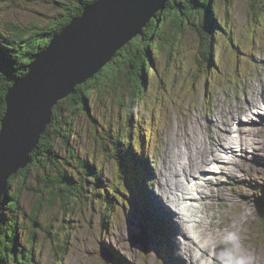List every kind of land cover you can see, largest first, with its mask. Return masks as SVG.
I'll list each match as a JSON object with an SVG mask.
<instances>
[{
    "label": "rangeland",
    "instance_id": "obj_1",
    "mask_svg": "<svg viewBox=\"0 0 264 264\" xmlns=\"http://www.w3.org/2000/svg\"><path fill=\"white\" fill-rule=\"evenodd\" d=\"M253 1L255 8L251 6ZM212 5L216 25L219 23L224 29V33L215 35L212 62L200 55L201 39L188 28L185 35L176 40L178 51L169 58L165 52L157 60L162 80L150 71L147 76L151 81L145 83L146 90L142 91L145 92L137 97L139 103L136 102L132 123L138 122L135 112L140 110L145 120L153 118L155 132L149 141L151 155L144 162L151 179L138 181L143 189L140 199L128 187L130 181L121 177L115 159L109 157L115 128L126 118L130 89L123 94L118 90L111 97L105 95L102 100L92 95L88 100L90 115L83 111L76 114L70 124L73 128L71 147L61 143L59 148L57 143L56 150L63 158L71 181L86 188V197L73 211H64L58 203L51 205L45 201L42 204L37 222L51 225L55 237H67L64 254L61 248L55 247L59 241H52L49 233L41 228L34 247L28 245L24 230L17 232V241L25 249H31L33 255L41 251L36 263H113L114 260L106 262L101 255L104 253L121 257L124 264H196L186 250V245L190 244L193 250L199 249L204 257H209L199 264H215V260L218 264H222L220 260L225 264H264V220H260L252 202L254 195L264 194V0H232L229 12L224 0H214ZM216 7H222L229 14L225 26ZM257 7L258 10L262 7L260 15L259 11H254ZM62 11L56 4L43 0L19 5L0 0V42L7 41L12 23L43 25ZM51 61L48 55L42 56L35 65L30 66L34 62L29 64L31 70L27 71L48 66ZM66 83L63 81L60 85ZM65 116L67 121L72 120L71 115ZM81 160L88 163L89 168L82 166ZM213 160L219 162L216 168L210 165ZM203 168L210 178L205 177L206 182H202L205 185L204 192L201 191L202 217L192 218L191 226L197 222V227L191 234H201L211 227L219 235L212 234L210 239V231H205L208 233L201 235L200 241L190 242L192 238L183 234L185 222L180 220L178 229L175 220L179 219L172 215L174 224L168 220L169 228L163 231L164 224L151 213L150 205L154 200L162 206L163 200L167 207L168 204L175 207L163 195L168 189L178 195L189 191L183 183L182 188H178L173 182L184 180V176L190 180L191 175ZM202 173L199 175L203 177ZM188 180H184L186 185ZM26 183L19 201L29 214L40 198L38 172L31 173ZM108 197L111 206L107 203ZM156 208L164 210L158 204ZM167 212L171 211L167 209ZM151 215L156 221L150 219ZM146 220L151 235L150 231L148 235L141 232L140 227L142 225L144 230ZM25 224L27 228L29 220H25ZM139 234L143 239L133 245V238ZM146 236L148 242H145ZM219 237L223 242L221 248Z\"/></svg>",
    "mask_w": 264,
    "mask_h": 264
},
{
    "label": "trees",
    "instance_id": "obj_2",
    "mask_svg": "<svg viewBox=\"0 0 264 264\" xmlns=\"http://www.w3.org/2000/svg\"><path fill=\"white\" fill-rule=\"evenodd\" d=\"M7 1L13 5H19L33 0ZM43 1L52 2L63 11L50 23L43 25L31 22L21 26L14 22L10 26L11 34L6 36L7 41L0 42V130L6 112L5 96L8 89L16 79L28 72V65L50 45L53 37L74 17L80 15L87 5L97 0ZM213 2L214 0H166L165 7L156 12L141 34L120 49L112 61L93 78L78 85L72 94L59 101L54 109L51 123L31 154L32 162L9 179L8 187L11 190L0 205V264H34L40 257L41 251L33 255L31 249H25V246L17 241V232L20 230L25 231L30 247L35 246L36 235L41 228L49 233L52 241L55 239L59 241L55 247L61 248L63 254L67 249V237L59 238L57 235L55 237V234L51 233V225L44 226L37 221L45 201L51 205L60 204L64 211L69 209L73 211L75 206L86 197V188L82 184H74L67 174L66 165L62 163L63 158L56 150V144L59 143V148L61 143L71 147L70 138L73 128L70 124L75 121L76 114H81L82 111L90 115L88 100L92 95H96L97 100H102L105 95L111 97L118 90L123 94L125 90L130 89L129 101L126 103V118L115 128L114 138H111L112 150L109 157L115 159L120 167L121 177L125 181H130L128 187L132 188L136 197L140 199L143 196V189L138 181H143V177L148 179L150 176L145 170L144 162L146 156L150 155L149 141L153 139L155 132L153 118L148 117L145 120L146 117L140 110L135 112L138 122L136 125L132 123L135 121L133 112L137 106L136 102L139 103L137 97L145 92H142L146 90L145 83L148 80L151 81L150 76L148 78L146 74L152 71L155 78L159 77L157 60L165 52L166 57L169 58L173 52L178 51L179 43L176 44V40L178 36L183 37L188 28L197 33L201 39L200 55L209 63L212 62L213 48L217 39L215 35L224 33V29L219 23L216 25L212 16ZM225 3L229 12L228 6L232 0H224ZM251 6L255 8L254 1ZM216 9L221 23L225 26L228 23L229 14L222 7H216ZM254 11H259L257 14L260 15L262 7L259 10L257 7ZM180 40L182 41V38ZM222 43L224 44V40ZM198 60L201 62L200 57ZM159 80L161 81L162 78L159 77ZM121 103L123 104V100ZM66 104L69 107H66ZM65 114L71 115L72 120L67 121L68 117ZM71 152L75 154L74 150ZM81 165L89 168L88 163L83 160ZM34 172H38L41 182L37 188L40 198L27 214L19 199L21 190L27 186L28 176ZM109 198L107 203L111 206ZM254 199L260 203V220H264V195L255 196ZM24 219L30 222L27 228ZM113 258L114 261L111 264H124L121 257Z\"/></svg>",
    "mask_w": 264,
    "mask_h": 264
},
{
    "label": "water",
    "instance_id": "obj_3",
    "mask_svg": "<svg viewBox=\"0 0 264 264\" xmlns=\"http://www.w3.org/2000/svg\"><path fill=\"white\" fill-rule=\"evenodd\" d=\"M165 3L166 0H97L87 5L30 66L47 55L51 64L35 67L15 80L5 96L6 112L0 130V205L11 190L9 179L32 162L31 154L50 124L57 103L111 62L120 49L143 32ZM63 81L67 86L60 85ZM140 229L146 232L142 225ZM135 237L133 245L143 239L141 234ZM102 256L111 262L112 256Z\"/></svg>",
    "mask_w": 264,
    "mask_h": 264
},
{
    "label": "bare ground",
    "instance_id": "obj_4",
    "mask_svg": "<svg viewBox=\"0 0 264 264\" xmlns=\"http://www.w3.org/2000/svg\"><path fill=\"white\" fill-rule=\"evenodd\" d=\"M254 103V102H253ZM258 104V103H257ZM150 155H151V153H150ZM150 155H149V157H150ZM148 158V157H147ZM146 158V159H147ZM148 160V159H147ZM196 164V163H195ZM184 168V167H183ZM183 170V169H182ZM187 172V171H186ZM188 172H189V170H188ZM203 174V173H202ZM167 177V176H166ZM195 179V178H194ZM173 179L171 178V181H172ZM145 181V180H144ZM158 181V180H157ZM184 181H182L181 179H176L174 182H173V184H175L176 185V187H180V188H182V183H183ZM205 183L206 181H205V177H202V176H200V175H198V178H197V183H196V185L194 186V187H191L190 185H187V190H189V191H187V192H182L183 194V196L184 195H187V198H191L190 196H194V200H193V202L194 201H196V202H199V201H201L203 198H202V193H201V189H200V187H201V183ZM203 183H202V186H203ZM174 185V186H175ZM202 188V187H201ZM195 190H198L199 191V194H198V196L197 197H195V195H194V192H195ZM186 191V190H185ZM161 192V191H160ZM162 194H163V192H161ZM180 194V193H179ZM159 195V194H158ZM182 195H178L177 193H176V191H173V190H170V189H168L167 191H166V194L165 195H163V197H168L169 198V200L170 201H172L173 203V205H175V207H167V205H165L164 204V202H163V200H161V204H162V206L158 203V202H155L154 200H153V202L151 203V205H150V210H151V213L153 212L157 217H159V219H158V221L159 220H161L162 222H160V223H162V224H164V229H163V231L164 230H166L167 228H169V226H168V220L169 221H171L173 224H174V221L172 220V215L174 216V218H178L179 220H175L176 221V226H178V229H179V226L181 225V223H180V220H181V222L183 223V221L185 222V224H191V225H193V216H194V218L196 219V218H198L199 217V213L201 212V210L198 208V207H196V205H194V203H191V204H187V203H181V202H187V198H185V199H182L181 200V197H182ZM262 195H264V194H262ZM261 194H258V195H254V197L255 196H262ZM205 196H207L206 194H205ZM152 197V196H151ZM151 197H149V196H146V198H148V199H150ZM254 197L252 198V202L254 203V205H255V207H256V211H257V213L259 214V216H260V211H259V205H260V203H257L256 201H255V199H254ZM175 200H176V202H175ZM158 204V206H160V208H162V209H164L163 211H161V209H157L156 208V205ZM170 204H168V206H169ZM167 209L169 210V211H171V212H173V213H171V212H167ZM198 209V210H197ZM177 210H179V211H177ZM196 210H197V212H196ZM180 212V213H179ZM169 213V214H168ZM175 213V214H174ZM149 218V217H148ZM151 218H153V220L155 219V216L153 215H151L150 216V219ZM173 218V219H174ZM154 221H156V220H154ZM153 222V221H152ZM147 223H148V220H146V225H144L145 227H144V229L146 230V234H147V232H149L150 230L148 229V227H147ZM155 223V222H154ZM197 223V222H196ZM156 225L157 226H159L160 224L159 223H156ZM172 225V224H171ZM187 225H184V228H185V233L183 232V234H186V235H188V236H190V238H192V241H190V242H195L196 240H200L201 238H200V233L199 232H195V236L194 235H192L191 234V230H190V227H188ZM205 231H210L209 232V234H210V239L212 238V234L213 235H219V232L218 231H215V232H213V229L211 228V227H209V228H205L204 229V232H201V235L203 236V234H206V233H208V232H205ZM220 231V230H219ZM225 231V230H224ZM218 232V233H217ZM151 231L149 232V234L151 235ZM148 235V234H147ZM195 237H198L197 239L195 238ZM220 238H222V237H219L218 238V240H220V243L218 242V241H216V242H218V244H221L219 247L221 248L222 247V245H223V242H222V240L220 239ZM189 240V239H188ZM202 241V240H201ZM180 242V241H179ZM206 243H209V241H207ZM210 244H211V242H210ZM209 244V245H210ZM212 245V244H211ZM194 246V245H193ZM200 247V246H199ZM201 248V247H200ZM186 250H187V252L188 253H190V255L192 256V259L191 260H193V262L194 263H196V264H199V263H201V260H202V258L199 256V254H198V252H196V250H193L192 249V247H191V245L190 244H187L186 245ZM199 250V249H198ZM221 250V249H220ZM200 251V250H199ZM203 252V251H202ZM243 253V252H242ZM241 255V254H240ZM190 260V259H189ZM192 262V263H193Z\"/></svg>",
    "mask_w": 264,
    "mask_h": 264
}]
</instances>
